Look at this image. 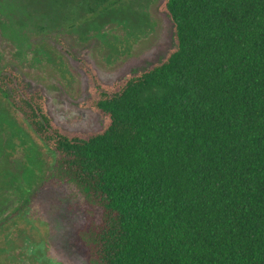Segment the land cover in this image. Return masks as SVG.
<instances>
[{"label":"trees","instance_id":"1","mask_svg":"<svg viewBox=\"0 0 264 264\" xmlns=\"http://www.w3.org/2000/svg\"><path fill=\"white\" fill-rule=\"evenodd\" d=\"M159 11L175 46L94 83L99 132L61 129L17 67L0 71V127L36 149L31 133L52 159L0 227L45 201L80 264H264V0H163ZM44 248H25L23 264H65Z\"/></svg>","mask_w":264,"mask_h":264},{"label":"rangeland","instance_id":"2","mask_svg":"<svg viewBox=\"0 0 264 264\" xmlns=\"http://www.w3.org/2000/svg\"><path fill=\"white\" fill-rule=\"evenodd\" d=\"M162 1L40 0L32 7L27 0H0V71L17 67L28 87L45 95L50 116L61 129L99 132L105 120L89 105L94 83L113 85L149 69L175 46L174 26L159 11ZM11 138L13 132L0 127V223L22 203L27 190L36 188L52 161L31 133L28 142L36 149L19 145L15 138L11 143ZM59 193L72 209L79 203L69 188ZM48 211L45 201L37 202L30 212L0 227V264H23L24 249L31 245H43L65 264H80L61 250L63 221L56 215L45 218ZM27 264H34L33 259Z\"/></svg>","mask_w":264,"mask_h":264}]
</instances>
